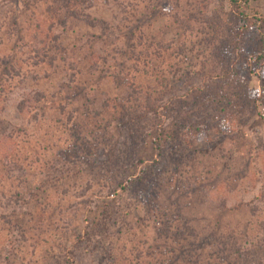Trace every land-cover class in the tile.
Instances as JSON below:
<instances>
[{"label": "rangeland", "instance_id": "rangeland-1", "mask_svg": "<svg viewBox=\"0 0 264 264\" xmlns=\"http://www.w3.org/2000/svg\"><path fill=\"white\" fill-rule=\"evenodd\" d=\"M245 4L0 0V264H264V0Z\"/></svg>", "mask_w": 264, "mask_h": 264}, {"label": "trees", "instance_id": "trees-1", "mask_svg": "<svg viewBox=\"0 0 264 264\" xmlns=\"http://www.w3.org/2000/svg\"><path fill=\"white\" fill-rule=\"evenodd\" d=\"M247 1L248 0H230V7H231V13L230 14H231V16H233L236 19H239L240 21L244 20L245 22H248L249 21L248 14L246 13V10H245V8L247 7V5L245 4V2L247 3ZM241 29H242L241 33L243 34V32L245 30L243 28H241ZM242 34H240V36H242ZM254 56H256V55H254ZM227 61H229V60H227ZM5 70H7V69H5ZM224 72H225V74L223 75L224 77H222V76L221 77H218L217 75H216V77L219 78V79L225 78V79L228 80V82L219 83V88L217 89L216 92H214L215 95H213L212 93L206 95V97L208 99H210V97H213L216 100H218V103L219 104H217V106H219L221 108L222 112H225V107H226V105L223 104L222 102L224 100H228V98L230 97V95L233 92H235L234 84L236 83V81L231 77V75H229L230 74V70L228 68H225L224 69ZM205 77H206V79L204 80L203 83H201L198 86H194L195 89L197 88L199 91H201V92L203 91L204 92L205 91L203 89L204 88V85H207L208 83H210L209 81H212V80H214L213 78H215L213 76H209V74H206ZM200 86H203V88H200ZM190 90L188 92H190ZM233 94H236V93H233ZM257 98L259 100L261 97H257ZM156 100L158 102V105H152L151 106V110H154L156 112V114L159 113L158 112L159 110L161 111L163 109H168L169 102L172 101L171 99H165L166 101H164V99H159V98H157ZM200 101L201 100H197L194 103V105L195 106H201L204 109L207 107L204 104L206 102L207 103L210 102V100H205V99L201 103H200ZM22 105L23 104L21 103V106ZM19 109L22 111V107H19ZM192 112H194V111L193 110L189 111L188 114L186 115V117L190 113H192ZM161 113H162V111H161ZM161 113H160V115H161ZM178 117H181V116H178ZM181 119H183V117L179 118L178 121L181 120ZM175 122H177V121H175ZM192 126L193 125H190V123H181V122H179V128H178V130L179 129L186 130V128H189V127L191 128ZM175 130H176L175 127L174 128L173 127H170L169 130L160 129V132L158 134L159 139H157V142H159L161 144L164 141L173 140L176 137V132L177 131H175ZM195 130H199L198 127H196Z\"/></svg>", "mask_w": 264, "mask_h": 264}]
</instances>
